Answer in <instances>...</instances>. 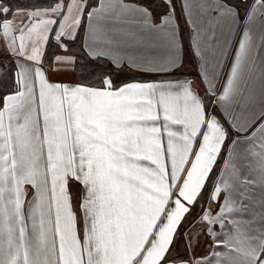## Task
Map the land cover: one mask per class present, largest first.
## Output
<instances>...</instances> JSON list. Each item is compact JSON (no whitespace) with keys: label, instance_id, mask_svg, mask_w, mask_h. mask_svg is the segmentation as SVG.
Returning <instances> with one entry per match:
<instances>
[{"label":"snow or ice","instance_id":"6c2138e0","mask_svg":"<svg viewBox=\"0 0 264 264\" xmlns=\"http://www.w3.org/2000/svg\"><path fill=\"white\" fill-rule=\"evenodd\" d=\"M4 78L0 264H264V0H0Z\"/></svg>","mask_w":264,"mask_h":264},{"label":"crops","instance_id":"0c3cea01","mask_svg":"<svg viewBox=\"0 0 264 264\" xmlns=\"http://www.w3.org/2000/svg\"><path fill=\"white\" fill-rule=\"evenodd\" d=\"M253 31L254 33H257L258 34V28L256 25L253 26ZM187 38V33H185V39ZM50 47L51 45L48 47V50H47V55H46V59H50L52 58L53 54H57V55H60V54H64L62 53L60 50L58 49H54V47H52V49L50 50ZM68 55H71V54H68ZM68 67H71V66H68ZM189 69H190V65H189ZM129 73H134L133 75H128L129 77H132V76H139L140 73H138V75H135L136 72H133L131 70L128 71ZM142 75V74H140ZM53 79H56V80H59V81H62V82H69V83H72V82H75L77 79H76V74L75 72H71L69 71L68 73L66 74H61V75H57L55 77H52ZM144 79H152V80H159L161 79V77L159 76H143ZM1 93V92H0Z\"/></svg>","mask_w":264,"mask_h":264},{"label":"trees","instance_id":"16d2710c","mask_svg":"<svg viewBox=\"0 0 264 264\" xmlns=\"http://www.w3.org/2000/svg\"><path fill=\"white\" fill-rule=\"evenodd\" d=\"M14 2H18L20 4H29V3H35L40 4L43 6H47L48 4L52 3V0H14ZM80 46V41L78 40L73 47V50L70 51L68 54L75 55L77 57V60H84L85 58L80 55L78 48ZM52 49V46L50 47V50ZM55 49V48H54ZM92 63H96L95 61H92ZM102 66V65H101ZM76 79L79 78V71L75 72ZM11 88V82L7 80V78H4L3 80H0V92L3 93L5 90Z\"/></svg>","mask_w":264,"mask_h":264},{"label":"rangeland","instance_id":"374dc122","mask_svg":"<svg viewBox=\"0 0 264 264\" xmlns=\"http://www.w3.org/2000/svg\"><path fill=\"white\" fill-rule=\"evenodd\" d=\"M134 73H129L128 71L126 72V75H133ZM135 75H138V73H135ZM140 75V74H139Z\"/></svg>","mask_w":264,"mask_h":264}]
</instances>
